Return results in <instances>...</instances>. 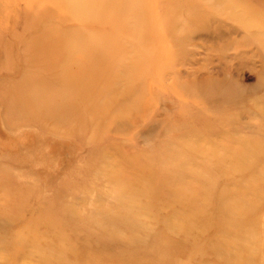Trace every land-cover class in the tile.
Returning a JSON list of instances; mask_svg holds the SVG:
<instances>
[{"label":"rangeland","instance_id":"obj_1","mask_svg":"<svg viewBox=\"0 0 264 264\" xmlns=\"http://www.w3.org/2000/svg\"><path fill=\"white\" fill-rule=\"evenodd\" d=\"M0 264H264V0H0Z\"/></svg>","mask_w":264,"mask_h":264},{"label":"bare ground","instance_id":"obj_2","mask_svg":"<svg viewBox=\"0 0 264 264\" xmlns=\"http://www.w3.org/2000/svg\"><path fill=\"white\" fill-rule=\"evenodd\" d=\"M26 83H29L28 81H25ZM27 85V84H26Z\"/></svg>","mask_w":264,"mask_h":264}]
</instances>
